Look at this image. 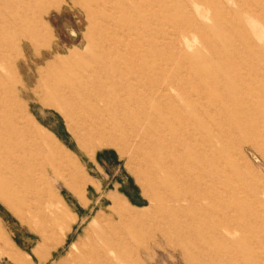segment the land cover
<instances>
[{
    "label": "rangeland",
    "instance_id": "obj_1",
    "mask_svg": "<svg viewBox=\"0 0 264 264\" xmlns=\"http://www.w3.org/2000/svg\"><path fill=\"white\" fill-rule=\"evenodd\" d=\"M158 1L0 0V264L134 226L136 264H264V0ZM72 89L102 96L116 142L147 124L144 150L83 145Z\"/></svg>",
    "mask_w": 264,
    "mask_h": 264
},
{
    "label": "bare ground",
    "instance_id": "obj_2",
    "mask_svg": "<svg viewBox=\"0 0 264 264\" xmlns=\"http://www.w3.org/2000/svg\"><path fill=\"white\" fill-rule=\"evenodd\" d=\"M158 2L171 4V0H159ZM230 2V1H229ZM218 4H221L220 0H217ZM138 4V3H137ZM235 6V5H234ZM138 7H141L138 4ZM207 7V6H206ZM205 8V7H204ZM91 9V8H90ZM241 11H245L246 7H241ZM208 11V10H207ZM206 11V12H207ZM214 13V12H213ZM246 14V13H245ZM219 15V14H217ZM203 16V15H202ZM126 19V18H125ZM228 22V21H227ZM226 23V22H225ZM229 23V22H228ZM239 31V30H238ZM110 32V31H109ZM108 32V33H109ZM234 36V35H233ZM237 36V35H236ZM45 38V37H44ZM182 39V37H180ZM184 38V37H183ZM157 39V38H156ZM227 39V38H226ZM188 42V40H187ZM189 43V42H188ZM187 44L186 46H188ZM260 46V45H259ZM190 47V46H189ZM153 48V47H151ZM229 48V47H228ZM28 49V48H27ZM230 49V48H229ZM237 49V48H236ZM263 50V49H262ZM28 51V50H27ZM4 53V52H3ZM222 53V52H221ZM133 59V58H132ZM131 59V60H132ZM136 59V58H135ZM4 67V66H3ZM12 67V66H11ZM10 67V68H11ZM14 67V66H13ZM81 67V66H79ZM74 68V67H73ZM153 68V67H152ZM7 69V68H6ZM22 69V67H21ZM75 69V68H74ZM17 70V69H16ZM19 70V68H18ZM48 70V69H47ZM50 70V69H49ZM53 71V70H52ZM131 71V70H130ZM18 72V71H16ZM99 72V71H98ZM116 74V73H115ZM11 76V75H10ZM231 77V76H230ZM90 78V77H89ZM166 81V80H165ZM116 83V82H115ZM92 84V83H91ZM197 84V83H195ZM165 85V84H164ZM40 88V91L43 92L45 88H42L40 84L38 85ZM72 87V86H71ZM170 88V87H169ZM26 92V91H24ZM23 93V92H22ZM11 94V93H10ZM97 95V96H96ZM95 94H89L87 91L79 92L77 90H70V93L68 95H64L61 97V104L62 109L64 110L65 116L74 122L78 121L80 133L82 134L83 138L86 140L85 144H89L91 142L99 141L100 145H106L109 144L111 146L118 147L119 145H125V150H120L121 154L126 155L128 159L135 158V152L136 149L144 150L145 145L141 142V140L144 137V135H147V133L151 132L150 128L147 124H142L141 130L139 131L138 128L134 127L131 129V132L127 133L126 135L121 136L120 142H116L111 136H108L107 132H98V127H107V120L105 116V111H103V103L101 104L102 96L100 98V95L98 93ZM206 95V94H205ZM46 97V96H45ZM10 99V98H9ZM37 99V98H36ZM35 99V100H36ZM60 99V98H59ZM214 99V98H213ZM22 100V99H21ZM137 100V99H136ZM215 100V99H214ZM213 101V100H212ZM23 102V101H22ZM103 102V101H102ZM148 102V101H147ZM167 102V101H166ZM169 102V100H168ZM170 103V102H169ZM3 104V103H2ZM54 104V103H52ZM168 105V104H167ZM171 106V105H169ZM250 106V105H249ZM254 106V105H253ZM162 107V106H161ZM172 107V106H171ZM240 107V106H239ZM4 108V107H3ZM244 108V107H243ZM250 108V107H249ZM242 109V106H241ZM207 110V109H206ZM205 110V111H206ZM253 110V109H252ZM127 111V110H126ZM125 111V112H126ZM185 111V110H184ZM18 112V111H17ZM23 112V111H22ZM183 113V112H180ZM263 114V113H262ZM261 114V115H262ZM172 115V113H171ZM190 116V115H189ZM2 117V116H1ZM135 117V116H134ZM195 119V118H194ZM2 121V120H1ZM185 123V122H183ZM215 123V122H213ZM10 125V124H7ZM71 125V124H70ZM69 126V125H68ZM70 127V126H69ZM157 127V126H156ZM10 132H20L17 130L15 125L11 124ZM27 128V127H25ZM23 131V130H22ZM120 132V131H119ZM106 133V134H105ZM196 133V132H195ZM165 134V133H164ZM201 135V134H200ZM30 136V135H29ZM119 136V135H118ZM160 138V137H159ZM182 138V137H181ZM194 140V139H193ZM195 141V140H194ZM199 141V140H198ZM205 142V141H204ZM160 143V142H159ZM164 143V142H163ZM170 145V144H169ZM199 145V144H198ZM159 146V145H158ZM166 146V145H165ZM156 147V146H155ZM161 147V146H160ZM178 147V146H177ZM202 147V146H201ZM200 148V147H199ZM207 148V147H206ZM210 148V147H209ZM85 149V148H83ZM53 150V149H51ZM201 150V149H200ZM185 151V150H184ZM147 152V151H146ZM53 155L56 158V161H58L61 166L68 168V160H70V156H68L64 151L56 148V150L53 151ZM165 155V154H164ZM163 155V156H164ZM137 158V157H136ZM184 158V157H183ZM185 162V161H184ZM188 162V161H187ZM255 167V166H254ZM194 169V168H193ZM139 171V170H138ZM3 172V171H2ZM1 172V173H2ZM7 172V171H6ZM5 172V173H6ZM141 172V171H140ZM197 172V171H196ZM28 173V172H27ZM142 173V172H141ZM146 173V172H145ZM9 174V173H8ZM155 177V176H154ZM161 177V176H159ZM13 178V177H12ZM156 179V178H155ZM202 179V178H201ZM202 181V180H201ZM162 183V182H161ZM74 184V183H73ZM148 184V183H147ZM146 184V185H147ZM152 187V186H151ZM177 187V186H176ZM146 190V189H144ZM151 190V189H150ZM99 191V187L94 189V192ZM169 191V190H167ZM148 192V191H147ZM163 193V192H161ZM218 194V193H217ZM111 196V195H110ZM113 196V195H112ZM208 196V195H207ZM108 197V196H107ZM191 198V197H190ZM148 204H153V197L147 196ZM112 208L117 211L118 218L122 221H131L135 222L137 217L136 213L134 211H128L126 207L121 205L119 201H115L114 199L111 200ZM88 205V204H87ZM162 205V204H160ZM176 205V204H175ZM150 211V210H149ZM51 212V211H50ZM260 213V211H259ZM168 215V214H167ZM164 216V215H162ZM172 217V216H170ZM93 219H96L94 217ZM172 219V218H171ZM156 221V219H155ZM210 222V221H209ZM208 222V223H209ZM249 222V221H248ZM207 223V222H206ZM68 226V223L62 222L61 223V229ZM134 226V225H132ZM147 227V228H146ZM143 225L139 230H147L150 231V227ZM195 227V226H194ZM211 227V226H210ZM69 228V227H68ZM71 230V227L69 228ZM191 229V228H190ZM68 230V229H66ZM137 228L134 226L131 230H123L121 229L119 231H110L105 230L102 232L99 231H84V237L80 238L77 237V239L70 244L66 251V258L70 259L67 264H116V260L119 262H123L124 264H136L134 261L135 256H140L141 254V245L136 246L134 248H126L122 247V244L127 243V240H129V236L134 234L136 232ZM146 231V232H147ZM141 232V231H139ZM145 232V233H146ZM60 233V232H59ZM138 233V231H137ZM253 235V234H252ZM66 237V236H65ZM62 238V237H61ZM130 238H133L130 237ZM65 241L64 239L59 240L57 244H62ZM131 241V239H130ZM135 242V240H134ZM52 243V242H51ZM55 243V242H53ZM56 245V244H55ZM138 245V244H137ZM54 247V246H53ZM148 248V247H147ZM181 252V251H180ZM199 255V254H198ZM234 256L237 257V255L234 254ZM203 258V257H201ZM240 258V257H237ZM205 259V258H204ZM208 259V258H207ZM211 261V260H210ZM60 263H65L64 259L62 258L60 260ZM208 263V262H207ZM213 263V262H211Z\"/></svg>",
    "mask_w": 264,
    "mask_h": 264
}]
</instances>
